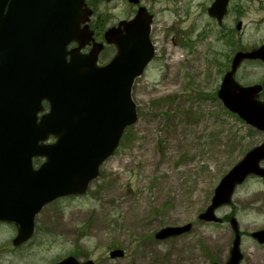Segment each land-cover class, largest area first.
I'll return each instance as SVG.
<instances>
[{
  "label": "rangeland",
  "instance_id": "374dc122",
  "mask_svg": "<svg viewBox=\"0 0 264 264\" xmlns=\"http://www.w3.org/2000/svg\"><path fill=\"white\" fill-rule=\"evenodd\" d=\"M212 1L144 2L154 15L155 55L132 86L136 123L125 129L83 195L55 200L40 211L27 243L14 247L16 227L0 223V264H54L67 256L95 264H224L234 235L231 216L241 235L240 264H254V255L263 260L264 244L251 237L264 229L263 178L251 176L235 190L231 203L216 211L221 224L198 219L220 178L264 139L216 97L230 50L222 33L227 38L234 19L241 20L236 41L258 45L264 40V0H229L221 26L207 15ZM87 3L97 37L133 15L127 0ZM114 52L106 47L98 64ZM42 162L35 159L33 166ZM186 223L192 227L183 235L154 238L163 227ZM113 249L123 250L124 257L110 259Z\"/></svg>",
  "mask_w": 264,
  "mask_h": 264
},
{
  "label": "water",
  "instance_id": "95a60500",
  "mask_svg": "<svg viewBox=\"0 0 264 264\" xmlns=\"http://www.w3.org/2000/svg\"><path fill=\"white\" fill-rule=\"evenodd\" d=\"M226 3L215 0L209 14L220 21ZM83 7L84 0H0V221L18 227L13 245L30 238L34 217L45 204L85 191L124 129L137 118L131 86L153 57L151 17L140 9L133 20L109 29L104 38L115 44L116 54L99 67L95 62L102 44L94 43L88 54L79 53L91 35L80 29L91 13ZM73 41L78 46L68 52L66 47ZM233 71L234 66L224 76L219 98L247 124L264 132V102L255 99L261 87L237 85ZM42 101L49 109L38 120ZM50 135L55 142L43 143ZM35 157L45 158L38 169L32 167ZM262 160L264 142L221 178L198 218L220 222L214 211L230 203L235 187L251 174L264 178ZM230 223L235 236L226 264H238L240 237L236 221L232 218ZM190 227H167L155 237L180 235ZM252 237L264 243V230ZM123 254L118 249L109 253L111 258ZM57 264L93 262L67 257Z\"/></svg>",
  "mask_w": 264,
  "mask_h": 264
},
{
  "label": "flooded vegetation",
  "instance_id": "af4514ba",
  "mask_svg": "<svg viewBox=\"0 0 264 264\" xmlns=\"http://www.w3.org/2000/svg\"><path fill=\"white\" fill-rule=\"evenodd\" d=\"M128 1V0H127ZM147 0H139L136 4L132 5L133 9V15L127 17L124 20H128L132 18L135 13L137 12L138 8L140 7H145L144 2ZM88 5V3H87ZM228 5H229V0L227 3V7L225 8L224 11V16L222 18V21L227 15L228 11ZM89 6V5H88ZM148 11L153 16L154 15L150 12L148 7H145ZM262 10V8H260ZM264 9V7H263ZM240 12V11H239ZM236 22V23H235ZM235 23L234 30L233 27H229V29L226 30L227 32V38L226 35L222 33V37L220 38L222 43H226L227 46L230 48L229 54L224 58L222 64V69L225 72L230 70L232 68V65H235V71L233 74L234 80L236 83H238L241 86H254V85H261L262 90L260 94L258 95V99L264 101V98L262 96L264 95V54L261 55L259 50L261 49V46L264 45V40L259 42L258 45H253L250 47H245L242 40L239 39V41H236V32H240L241 27H242V22L241 20H235L233 21V24ZM222 25V24H221ZM257 25V23H255ZM87 26L89 29L93 32V39L95 41H101L99 37L96 36V32L94 31V21H92V17L88 20ZM257 31H261V27L257 26L255 28ZM73 44L69 46V48H72ZM90 49V46L85 47L83 52H88ZM255 53V56L248 57L246 55L248 54H253ZM259 56V57H258ZM99 59V58H98ZM236 61V62H235ZM218 65V62H216ZM256 68H261L263 69L262 72L256 74L252 72L253 69ZM223 73V74H224ZM264 135V134H263Z\"/></svg>",
  "mask_w": 264,
  "mask_h": 264
},
{
  "label": "bare ground",
  "instance_id": "6f19581e",
  "mask_svg": "<svg viewBox=\"0 0 264 264\" xmlns=\"http://www.w3.org/2000/svg\"><path fill=\"white\" fill-rule=\"evenodd\" d=\"M252 260H253L254 264H264V257H263V260L260 261V260L257 259L256 256L254 255ZM259 261H260V262H259Z\"/></svg>",
  "mask_w": 264,
  "mask_h": 264
}]
</instances>
